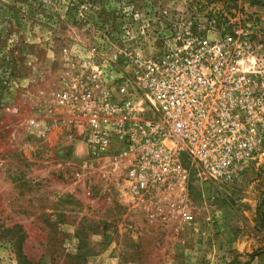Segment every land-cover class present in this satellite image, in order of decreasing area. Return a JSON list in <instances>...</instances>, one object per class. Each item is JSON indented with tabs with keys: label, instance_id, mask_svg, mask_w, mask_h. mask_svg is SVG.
I'll return each instance as SVG.
<instances>
[{
	"label": "rangeland",
	"instance_id": "1",
	"mask_svg": "<svg viewBox=\"0 0 264 264\" xmlns=\"http://www.w3.org/2000/svg\"><path fill=\"white\" fill-rule=\"evenodd\" d=\"M251 1L0 0V264H264V164L231 182H194L196 221L186 225L132 204L62 129L27 125L49 107L64 45L125 40L160 55L173 32L161 11L256 12L264 23V0Z\"/></svg>",
	"mask_w": 264,
	"mask_h": 264
},
{
	"label": "built area",
	"instance_id": "2",
	"mask_svg": "<svg viewBox=\"0 0 264 264\" xmlns=\"http://www.w3.org/2000/svg\"><path fill=\"white\" fill-rule=\"evenodd\" d=\"M159 15L173 25L160 55L125 40L64 45L49 107L27 125L62 129L132 204L191 225L194 182H231L264 164V23L256 12Z\"/></svg>",
	"mask_w": 264,
	"mask_h": 264
},
{
	"label": "trees",
	"instance_id": "3",
	"mask_svg": "<svg viewBox=\"0 0 264 264\" xmlns=\"http://www.w3.org/2000/svg\"><path fill=\"white\" fill-rule=\"evenodd\" d=\"M252 3L256 4L257 0H252ZM258 214L260 216V219L262 220L263 224H264V213L262 212L261 208L258 209ZM22 244L21 242H19V246H18V252L22 254L21 250H22Z\"/></svg>",
	"mask_w": 264,
	"mask_h": 264
}]
</instances>
